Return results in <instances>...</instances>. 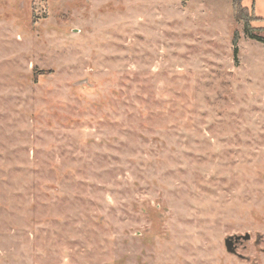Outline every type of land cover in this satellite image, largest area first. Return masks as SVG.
Returning <instances> with one entry per match:
<instances>
[{
    "label": "rangeland",
    "instance_id": "1",
    "mask_svg": "<svg viewBox=\"0 0 264 264\" xmlns=\"http://www.w3.org/2000/svg\"><path fill=\"white\" fill-rule=\"evenodd\" d=\"M0 264H264V44L231 0H0Z\"/></svg>",
    "mask_w": 264,
    "mask_h": 264
},
{
    "label": "trees",
    "instance_id": "2",
    "mask_svg": "<svg viewBox=\"0 0 264 264\" xmlns=\"http://www.w3.org/2000/svg\"><path fill=\"white\" fill-rule=\"evenodd\" d=\"M184 1L185 0H181V4H183ZM231 11H232L233 17L237 21L242 22L244 34L248 38L256 40V41L264 44V36L256 35L254 33L256 28L251 25V22L256 20V18L254 17V15L252 13V10L243 6L242 0H231ZM237 40H238V34L235 32L233 37H232L233 62L234 63H236V55H237L236 43H237Z\"/></svg>",
    "mask_w": 264,
    "mask_h": 264
},
{
    "label": "crops",
    "instance_id": "3",
    "mask_svg": "<svg viewBox=\"0 0 264 264\" xmlns=\"http://www.w3.org/2000/svg\"><path fill=\"white\" fill-rule=\"evenodd\" d=\"M242 5L251 9L256 18L251 22V25L258 29H264V0H242Z\"/></svg>",
    "mask_w": 264,
    "mask_h": 264
},
{
    "label": "water",
    "instance_id": "4",
    "mask_svg": "<svg viewBox=\"0 0 264 264\" xmlns=\"http://www.w3.org/2000/svg\"><path fill=\"white\" fill-rule=\"evenodd\" d=\"M249 234L239 236H228L224 239V246L227 252L235 253L236 244L241 240H248Z\"/></svg>",
    "mask_w": 264,
    "mask_h": 264
}]
</instances>
